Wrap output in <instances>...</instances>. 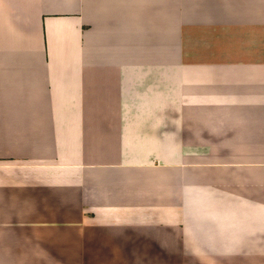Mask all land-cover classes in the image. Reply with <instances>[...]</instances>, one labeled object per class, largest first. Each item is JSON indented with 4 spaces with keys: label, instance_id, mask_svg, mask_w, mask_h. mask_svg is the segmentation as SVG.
<instances>
[{
    "label": "crops",
    "instance_id": "obj_1",
    "mask_svg": "<svg viewBox=\"0 0 264 264\" xmlns=\"http://www.w3.org/2000/svg\"><path fill=\"white\" fill-rule=\"evenodd\" d=\"M156 241L264 264V0H0V264Z\"/></svg>",
    "mask_w": 264,
    "mask_h": 264
},
{
    "label": "rangeland",
    "instance_id": "obj_2",
    "mask_svg": "<svg viewBox=\"0 0 264 264\" xmlns=\"http://www.w3.org/2000/svg\"><path fill=\"white\" fill-rule=\"evenodd\" d=\"M116 245L117 248H119V245ZM139 245L141 246L140 249H137L136 247L125 248L126 253L121 252L119 258H106L100 260L97 259L96 261L91 262L90 260L82 257V254L86 249V244L80 243L78 264H183L181 258L164 257L167 254L165 252L166 244L162 243L161 241ZM108 250H110V247L108 248ZM124 255H127L128 257H121Z\"/></svg>",
    "mask_w": 264,
    "mask_h": 264
}]
</instances>
